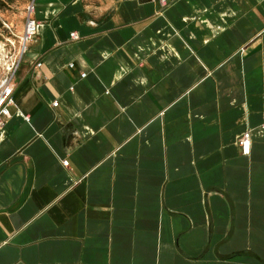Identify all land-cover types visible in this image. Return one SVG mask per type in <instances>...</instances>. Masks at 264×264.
Masks as SVG:
<instances>
[{
    "label": "crops",
    "instance_id": "crops-1",
    "mask_svg": "<svg viewBox=\"0 0 264 264\" xmlns=\"http://www.w3.org/2000/svg\"><path fill=\"white\" fill-rule=\"evenodd\" d=\"M39 2L0 264H264V0Z\"/></svg>",
    "mask_w": 264,
    "mask_h": 264
},
{
    "label": "built area",
    "instance_id": "built-area-1",
    "mask_svg": "<svg viewBox=\"0 0 264 264\" xmlns=\"http://www.w3.org/2000/svg\"><path fill=\"white\" fill-rule=\"evenodd\" d=\"M39 1L27 0L25 6L23 29L20 34H14L9 38L0 39V129L4 127L11 116L10 106L14 104L13 93L15 89V77L27 52L28 44L36 40L38 34V21L35 18L36 4ZM7 29L11 30L9 26ZM72 39L78 38L75 32H71ZM41 62L36 63L40 67ZM72 67V64L69 65ZM82 77L85 74H81ZM56 102H54L55 104ZM28 120V116H24ZM238 147L243 155H248L251 150V135L247 131L238 139ZM62 165L68 167V160H63Z\"/></svg>",
    "mask_w": 264,
    "mask_h": 264
},
{
    "label": "rangeland",
    "instance_id": "rangeland-1",
    "mask_svg": "<svg viewBox=\"0 0 264 264\" xmlns=\"http://www.w3.org/2000/svg\"><path fill=\"white\" fill-rule=\"evenodd\" d=\"M26 3L27 0H0V39L9 38L12 33L20 34ZM36 7L39 9L40 2H37Z\"/></svg>",
    "mask_w": 264,
    "mask_h": 264
}]
</instances>
